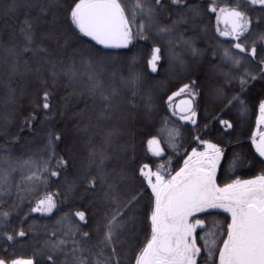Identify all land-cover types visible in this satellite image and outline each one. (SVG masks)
<instances>
[{
    "label": "trees",
    "instance_id": "1",
    "mask_svg": "<svg viewBox=\"0 0 264 264\" xmlns=\"http://www.w3.org/2000/svg\"><path fill=\"white\" fill-rule=\"evenodd\" d=\"M75 2L77 0H58L46 13L40 14L39 8L49 5L50 0H0V57L5 56V47L22 42L19 27L26 14L34 20L36 43L42 42L49 49L44 59H39V65H42L39 75L35 71L38 58L34 59L31 53H25L21 58L29 61L31 71L25 70L21 63L19 71L11 74L9 64L0 59V168L7 170V180L0 184V259H32L34 264H52L47 259L51 244L59 239H69L64 236L68 226L88 232L90 243L95 244L105 230L112 210L120 207L127 224L118 251L122 264H134L136 254L151 236L150 214L155 202L147 179L140 175L141 167L148 165L146 171L159 172L163 177L172 176L183 167L193 149L201 151L205 148L202 141H206L223 153L216 168L217 186L264 175V157H260L252 142L258 105L264 100V79L249 81L243 91L240 86L245 71L259 72L257 61L264 59V41L258 40L264 33V10L259 5H246L240 9L246 12L250 24L249 31L239 41L219 35L217 13L206 11L196 19L195 28L179 25L174 34L166 35L158 34L157 27L170 24L176 13L170 0H164L166 10L159 14L157 23L142 33L147 39H140L138 29L133 27V40L127 48H105L80 34L71 24L69 13ZM187 2L207 9L211 0ZM241 2L216 0L218 9ZM13 3L18 6L15 12H10ZM24 4L29 6H20ZM37 16L40 17L38 21ZM50 31L60 37L59 44L42 41V35ZM181 33L185 38L194 39L201 50L198 57L193 58L179 44ZM254 41L256 60L233 47L243 43L250 50ZM154 47L161 49L156 73L147 64ZM226 51L229 56H225ZM174 53H180L185 60L182 68L174 59ZM234 58L240 59L239 65L233 62ZM84 61L89 62L90 69ZM73 65L77 70L75 78L65 75ZM53 71L57 73L55 78ZM88 71L99 76L105 90H117L118 94L104 116H101L103 102L89 93L87 75L81 74ZM134 75L140 77L135 87L127 83ZM193 80L196 81L194 90L198 92L192 101L196 111L195 124L176 118L174 110L179 114L189 112H179L172 106L177 98L187 99V92L173 94ZM45 89L51 92L50 110L38 107L42 105ZM218 91L222 92V97L217 96ZM237 95L244 101V106L234 103L224 107L227 99ZM30 114L36 119L30 126H25ZM221 120L229 121L232 128L226 129ZM49 132L61 136L51 149ZM110 132L113 135L108 137ZM106 138L107 144L104 143ZM151 139L159 142L160 155L154 154L155 146L150 148L148 141ZM93 149L104 150L109 157L106 171L124 170L129 177L130 187L118 186L116 203L103 198L99 184L94 191H85L82 181L96 172L93 167L86 176L89 152ZM53 152L55 158L50 159ZM60 157L68 161L67 167L59 169V176L52 177L50 171L56 170ZM6 161L12 162L15 170L9 168ZM45 165L49 167L47 172L43 170ZM33 173V179H26ZM152 181L154 183L153 177ZM132 191L142 193L140 203L134 210L124 209L123 204ZM46 194L53 195L56 207L46 215L33 212ZM76 211H84L86 221L70 215ZM191 219L193 222L196 219L205 221V226L198 227L193 233L197 246L202 249L198 264H212L206 260L204 241L200 237L210 228H218L217 246H222L231 216L222 209H208L195 213ZM21 231L24 236L18 235ZM9 236L13 238L9 240ZM214 258L218 264V252L214 253ZM60 259L63 260V256Z\"/></svg>",
    "mask_w": 264,
    "mask_h": 264
},
{
    "label": "snow or ice",
    "instance_id": "2",
    "mask_svg": "<svg viewBox=\"0 0 264 264\" xmlns=\"http://www.w3.org/2000/svg\"><path fill=\"white\" fill-rule=\"evenodd\" d=\"M58 3V0H50L49 5L39 8L40 14L46 13L48 7ZM170 4L175 6L174 11L176 18L171 19L170 24H164L157 27L158 34L172 35L176 32L179 25L196 26V19L206 11L217 13V23L223 21L229 27L225 30L217 28L219 35L230 36L234 40L240 38L249 31L250 19L245 11L240 10L246 5L261 6L264 10V0H242L241 3H236L231 7H219L216 0H211L207 9H202L198 5L189 4L187 0H170ZM130 5V6H129ZM18 5L13 3L9 8L10 12H15ZM27 7L28 4L20 5ZM34 6V5H33ZM166 10L164 0H77L71 8L69 17L71 24L78 29L83 36L90 37L99 45L105 48H127L133 40L132 28L135 27L140 33V39H147L143 36V32L147 27L157 23L159 14ZM37 21L39 16L35 18ZM139 19V23L137 20ZM21 43L13 44L11 47H5L3 52L5 56L0 57L4 63L9 64V71L15 74L19 71L20 64L23 63L25 70L31 71L28 68L29 61L21 58L25 53H31L34 59H37L38 66L35 69L37 75L41 72L42 65H39V59H44V54L49 52V49L41 42L36 43V33L34 31V20L27 14L19 27ZM43 40H48L52 43L59 44L60 37L50 31L44 33L41 37ZM259 41H264V33L258 37ZM173 44V41H169ZM253 47L249 50L243 43L233 45L240 52H247L253 60L257 59V49ZM179 44L193 57H198L201 50L195 45L193 38H185L183 33L179 36ZM161 49L154 47L151 56L147 61L148 67L153 73L158 71V61L161 60ZM225 56H229L226 51ZM9 58L11 60L9 61ZM174 59L182 68L185 64L180 53H174ZM48 61L45 60V63ZM233 62L240 64V59L234 58ZM87 68H91L89 62L84 61ZM259 72L252 73L245 71L240 79L241 91L245 90L249 81L264 79V59L257 61ZM55 67V65H53ZM75 78L77 70L73 65L65 75ZM87 75L89 81V93L92 96H98L103 102V110L101 116L112 106V99L116 96L117 90L112 88L110 91L105 90L103 81L99 76L88 71L81 73ZM57 76L56 72H52V77ZM123 80V78H121ZM140 77L134 75L130 81L135 87ZM196 81L193 80L189 84H184L177 93H188L192 96V100H187L184 103L187 105L189 115L182 116L181 119L189 120L195 124L196 111L192 107V101L195 99L198 92L194 90ZM133 95H136L133 92ZM222 92H217L218 97H222ZM51 92L44 90L41 97L42 105H38L44 110H50ZM172 97H169L171 100ZM234 103H239L244 106V101L237 95L226 100L224 107H230ZM259 113L257 123H264V100L259 102ZM34 115L26 117L25 126H30L35 120ZM220 123L226 129L232 128V124L227 120H221ZM113 133H108L111 137ZM59 134L53 135L48 133V146L51 149L52 145L59 141ZM106 138L104 143H108ZM253 144L256 146V151L260 157H264V133L260 136V141L253 139ZM208 151L197 152L193 149L192 154L184 162L182 167L170 179L165 180L159 172H152L148 169V165L140 168V175L144 176L148 185L152 190L155 198L154 207L150 214L151 221V236L147 243L136 254L134 264H198V257L201 256L202 249L196 244L193 237L195 230L203 228L205 221L196 219L195 222H190L189 218L195 213L205 212L208 209H222L229 213L231 222L227 225L226 238L223 239L222 246H217L219 230L210 228L208 233L201 236L204 241V252L207 253L206 260L212 261V264H217L214 258V253L218 252V264H264V175H259L251 180H235L231 184H226L219 187L216 184V168L220 163L223 155L222 150L216 145L202 141ZM150 148L155 146L154 154L160 155L159 142L156 139L148 141ZM55 158L54 152L50 159ZM109 157L104 150H91L89 152L86 176H89L91 169L95 167V174H90V178L84 179L85 191L95 190L97 184L100 185L103 198L113 203L118 201L117 189L120 184L127 187L129 185V177L124 170L117 172L113 169L112 172L105 170V164ZM9 168L15 170L14 165L10 161H6ZM25 164L28 161H24ZM233 161V165H235ZM68 161L63 157L57 159L56 170H51L50 175L57 177L60 175L59 169L66 168ZM44 171H49V167L45 165ZM6 169L0 168V184L7 180ZM35 176L26 177L31 180ZM155 177V183L152 177ZM142 193L132 191L123 204L124 209H133L140 203ZM56 207V203L52 194H46L40 199L32 209L33 212L51 213ZM7 216V213H4ZM74 215L80 221H86L84 211H76ZM107 215V214H106ZM125 213L120 207L114 208L110 218H107L104 225V231L99 236L95 244L90 243V234L81 232L78 227L68 226L64 236L69 239H59L51 244V250L47 259L52 264H122L118 246H121L123 241L120 239L122 231L127 224L123 219ZM131 219V218H130ZM19 236H24L23 231L18 233ZM81 237L76 239L75 237ZM13 237L9 236L11 240ZM71 245L69 248L68 245ZM63 256V260L60 257ZM0 264H34L32 259H0Z\"/></svg>",
    "mask_w": 264,
    "mask_h": 264
},
{
    "label": "rangeland",
    "instance_id": "3",
    "mask_svg": "<svg viewBox=\"0 0 264 264\" xmlns=\"http://www.w3.org/2000/svg\"><path fill=\"white\" fill-rule=\"evenodd\" d=\"M217 26H218V28L219 29H221V30H225L226 28H228L229 26L228 25H226L223 21H221L220 23H217ZM222 37H224V38H232V37H230V36H222ZM187 95V99H182V98H177L176 100H174V103L172 104V106L174 107V109H176V107H177V104L180 102V101H182V100H191V96H190V94L188 95V93H186ZM190 96V97H189ZM173 115L176 117V118H178L180 121H183V122H190L189 120H184V119H181V117L182 116H186V115H189V113H187V114H179V113H177L175 110H174V113H173ZM259 116H260V113H259V115H258V118H259ZM258 118H257V121H258ZM262 133H264V123H261V124H256V126H255V129H254V138L253 139H255L257 142H259L260 141V136H261V134ZM255 146V145H254ZM255 149H256V146H255ZM205 151H208L207 149H206V147L203 149V150H201V151H197V152H205ZM183 167H184V165H183ZM182 168V167H181ZM180 168V169H181ZM179 169V170H180ZM178 170V171H179ZM177 171V172H178ZM161 175V174H160ZM173 175H175V174H173ZM172 175V176H173ZM162 176V175H161ZM165 178V180H167V179H170L171 178V176H169V177H164ZM153 179H154V183H155V177L153 176ZM37 205V204H36ZM40 214H49V213H43V212H39ZM189 220H190V222H193V220L191 219V217L189 218ZM194 223V222H193Z\"/></svg>",
    "mask_w": 264,
    "mask_h": 264
},
{
    "label": "water",
    "instance_id": "4",
    "mask_svg": "<svg viewBox=\"0 0 264 264\" xmlns=\"http://www.w3.org/2000/svg\"><path fill=\"white\" fill-rule=\"evenodd\" d=\"M186 100H182L177 104V109L179 112H186L187 111V105L184 103Z\"/></svg>",
    "mask_w": 264,
    "mask_h": 264
}]
</instances>
